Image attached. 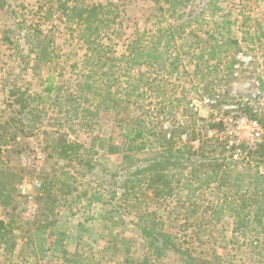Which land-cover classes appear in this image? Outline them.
Masks as SVG:
<instances>
[{"label": "trees", "instance_id": "trees-1", "mask_svg": "<svg viewBox=\"0 0 264 264\" xmlns=\"http://www.w3.org/2000/svg\"><path fill=\"white\" fill-rule=\"evenodd\" d=\"M156 3L161 15L169 14L172 21L136 32L128 40L125 53L118 56L114 36L125 35L124 19L117 22L118 2L101 0L86 5L81 0L56 1L57 10L85 43L83 68L77 74L75 90L65 97L49 77L42 92L16 98L20 117L0 122V164L2 152L16 140L25 118L30 129L38 126L45 109L42 104L58 107V113L70 107L74 114L66 110L70 115L67 120L78 123L82 114L94 118L101 110H109L122 118V164L105 172L118 181L110 184H119L124 198L132 195L144 207L134 223L148 251L138 264H163L170 251L180 255L181 264H211L179 244L177 236L157 216L162 208L186 223L195 220L202 214L200 199L207 189L217 198L209 202L210 221L233 217V231L258 255L254 264H264V142L235 158L241 147L222 136L223 122L202 116L193 98H188L187 86L173 81L175 75L180 81L191 76L196 79V88L202 87L211 95L212 84L222 72H235L237 55L244 47L251 49L252 57L264 59V22L251 25V16L242 14V34L238 36L234 32L237 18L231 11L223 12L220 0ZM39 34L42 30L38 28L31 32L30 37H37L30 40L29 52L36 60L48 62L55 57L54 49L50 50V41ZM259 78L263 92L264 79ZM170 84L176 86L173 92ZM12 95L16 93L12 91ZM51 134L49 146L55 154L82 162L83 145L71 138L70 132L58 128ZM110 150L116 146L111 144ZM21 180L14 168H0L1 205L13 203ZM44 189L51 195L50 188L45 185ZM63 192L72 193L70 189ZM14 230L13 216L0 220V246L6 253L15 248Z\"/></svg>", "mask_w": 264, "mask_h": 264}, {"label": "rangeland", "instance_id": "rangeland-1", "mask_svg": "<svg viewBox=\"0 0 264 264\" xmlns=\"http://www.w3.org/2000/svg\"><path fill=\"white\" fill-rule=\"evenodd\" d=\"M56 1L0 0L2 123L20 117L16 98L42 92L49 77L62 97L75 90L86 46L79 31L73 32L65 16L57 10ZM100 1L81 0V3L91 5ZM115 1L120 4L117 22L122 23L123 18L125 29L123 38L114 36L118 56L125 53L128 40L136 32L154 30L172 21L169 14L161 15L156 0ZM220 4L223 12L231 11L233 18H237L234 32L238 36L242 34V14L251 16V25L264 22L262 0H220ZM36 28L42 30L39 37L50 41V50L54 49L55 57L48 62L36 60L29 52L30 40L37 37L30 34ZM117 30L122 32V27L118 26ZM250 54H253L251 49L244 47L237 55L235 72H222L212 84L211 95L204 93L202 87L196 88L197 83H193L196 79L191 76H182L181 81L173 76V81L187 86L188 98H193L202 116L223 122L221 134L234 145L233 141L239 137L237 118L250 116L264 125V91H261L259 78L264 79V59ZM169 87L173 92L176 86L170 84ZM12 91L16 95H12ZM42 106L45 109H42L38 126L30 129L25 118L16 140L2 152L0 168H14L22 180L13 203L0 204V220L7 221L11 216L15 219V248L6 253L0 246V264L140 263L148 249L134 222L139 220L144 207L132 195L130 199L124 198L119 184H110L118 181L111 180L105 172L122 164V118H116L109 110H101L94 118L91 114H82L78 123L74 119L67 120L70 115L66 110H71L70 107L65 106L63 113H58L59 108L49 102ZM71 124L76 125L71 127ZM58 128L70 132V137L83 145L81 163L60 158L52 151L51 133ZM111 144L116 150H110ZM239 147L235 158L250 149L246 143ZM45 185L51 189V195L46 193ZM61 188L70 189L72 193H64ZM216 199V193L207 189L200 199L202 214L189 223L162 208L157 210V216L162 218L165 228L177 236L179 244L190 247L211 264H254V257L258 255L233 231L236 223L233 217L225 215L219 222L210 221L209 202ZM180 259L177 252L170 251L162 263L181 264Z\"/></svg>", "mask_w": 264, "mask_h": 264}, {"label": "built area", "instance_id": "built-area-1", "mask_svg": "<svg viewBox=\"0 0 264 264\" xmlns=\"http://www.w3.org/2000/svg\"><path fill=\"white\" fill-rule=\"evenodd\" d=\"M230 120L233 121V119ZM235 123L237 124L236 128L239 129L236 132L239 137L235 138L233 142L237 146L246 143L251 149H256L264 142V125L258 119L242 115L235 120Z\"/></svg>", "mask_w": 264, "mask_h": 264}]
</instances>
